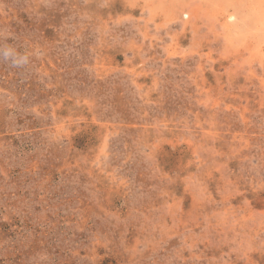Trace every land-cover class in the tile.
I'll return each instance as SVG.
<instances>
[{
  "label": "rangeland",
  "instance_id": "1",
  "mask_svg": "<svg viewBox=\"0 0 264 264\" xmlns=\"http://www.w3.org/2000/svg\"><path fill=\"white\" fill-rule=\"evenodd\" d=\"M0 30L43 52L0 62V264H264V0H0Z\"/></svg>",
  "mask_w": 264,
  "mask_h": 264
},
{
  "label": "clouds",
  "instance_id": "2",
  "mask_svg": "<svg viewBox=\"0 0 264 264\" xmlns=\"http://www.w3.org/2000/svg\"><path fill=\"white\" fill-rule=\"evenodd\" d=\"M54 0H45V6H50ZM11 32H5L0 30V62H3L15 69H25L32 63L33 57L39 58L43 55V52L39 48H35L32 51H20L13 44L7 43V41L13 39Z\"/></svg>",
  "mask_w": 264,
  "mask_h": 264
}]
</instances>
